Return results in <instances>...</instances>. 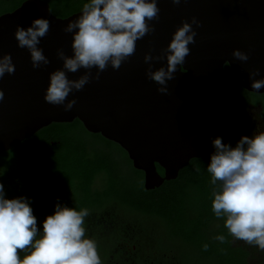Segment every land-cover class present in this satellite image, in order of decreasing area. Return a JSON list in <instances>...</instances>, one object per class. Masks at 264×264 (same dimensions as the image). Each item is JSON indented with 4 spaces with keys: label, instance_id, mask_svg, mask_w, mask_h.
Masks as SVG:
<instances>
[{
    "label": "water",
    "instance_id": "95a60500",
    "mask_svg": "<svg viewBox=\"0 0 264 264\" xmlns=\"http://www.w3.org/2000/svg\"><path fill=\"white\" fill-rule=\"evenodd\" d=\"M158 21H151L155 32L137 41L136 54L119 70L110 65L81 91L70 93L77 102L70 111L44 100L49 74L62 68L57 50L72 55V33L66 25L78 18L55 16L43 0H27L14 12L0 16V54H11L15 73L0 80L4 99L0 102V151L11 152L52 124L80 121L92 134L119 145L136 170L145 175V189L161 188L175 181L191 162L207 155L211 130L201 104L211 106L221 94L228 66L238 84L247 92L264 95L251 88L249 72L259 69L254 79H264V0H186L178 5L159 0ZM196 17L197 35L190 44V55L177 66L175 78L167 82L168 93L157 91L160 85L146 77L148 64L144 54L160 55L172 34L183 21ZM35 18L50 21L48 35L39 48L50 60L47 66L32 67L30 52L19 48L14 33L17 25L27 28ZM248 54L246 62L236 60L232 52ZM226 61L229 63L226 65ZM166 67V58L154 61L152 70ZM93 74L96 69L91 70ZM85 69L68 73L77 79ZM67 103V101H65ZM163 169L164 175L158 171Z\"/></svg>",
    "mask_w": 264,
    "mask_h": 264
},
{
    "label": "clouds",
    "instance_id": "9594fccd",
    "mask_svg": "<svg viewBox=\"0 0 264 264\" xmlns=\"http://www.w3.org/2000/svg\"><path fill=\"white\" fill-rule=\"evenodd\" d=\"M158 2L89 0L84 3L78 18L63 29L65 33H72V55H66L63 49L57 50L63 66L49 74L44 100L70 111L77 102L68 100L70 93L83 90L93 80L98 81L109 65L119 70L136 54L137 41L155 32L150 22L159 19ZM170 2L178 5L182 0ZM193 25L201 27L196 17H192L191 23L183 21L160 55L144 54V63L148 64L146 77L161 86L157 89L161 94L168 93L167 82L175 78L177 66H182L190 55L189 45L195 44L197 35ZM50 28V21L45 18L33 19L27 28L16 27L14 36L18 47L28 49L34 69L50 64L38 47ZM232 56L242 62L249 59L239 49L233 50ZM165 58L166 67L153 71V62ZM80 69H85L84 74L69 79L68 73L74 74ZM15 70L11 54H0V80ZM258 75L259 69L249 72L255 92L264 87V79H254ZM3 99L0 88V102ZM212 143L215 152L207 166L211 176L212 211L217 218L224 219L229 236L264 251V131L252 137L242 136L235 147L224 144L219 137ZM89 215L87 208L78 211L58 203L54 213L45 217L41 231L28 200L25 197L6 199L0 182V264H102L97 242L86 235L85 218ZM214 239L227 243V237L222 234ZM203 248L207 251L208 245L204 244ZM20 253L25 255L21 257Z\"/></svg>",
    "mask_w": 264,
    "mask_h": 264
},
{
    "label": "trees",
    "instance_id": "16d2710c",
    "mask_svg": "<svg viewBox=\"0 0 264 264\" xmlns=\"http://www.w3.org/2000/svg\"><path fill=\"white\" fill-rule=\"evenodd\" d=\"M25 1L0 0V15L14 12ZM44 1L51 5L55 16L63 19L81 12L83 4L89 2ZM225 71L226 77L219 97L211 106L201 104L210 123L209 152L205 157L193 160L189 167L181 171L177 180L166 182L158 190L147 191L144 173L134 168L128 154L100 134L89 133L77 120L71 124H52L13 151H0V168L8 170L4 180L0 181L4 194H13L20 189L26 192V180L17 179L16 172L23 163L28 162L23 167L32 165L29 171L36 170L39 176H44L45 199L31 203L41 231L45 217L54 213L58 203L78 211L89 209L85 227L96 215L117 207L120 213L135 220L141 219L145 226L162 230L170 245L177 242L185 246L190 251L189 256L182 255L186 258L185 264H247L246 256L238 263L237 256L232 250H227L226 243L214 239L223 233L215 232L213 237H208L201 230L187 228L184 222L185 216L194 212L195 215H207L209 222L222 223L223 218H217L212 211V185L207 166L215 152L212 141L217 137L223 139L221 121L227 98L230 95L245 96L249 103L264 108V95L248 93L238 84L228 66ZM122 170L128 173L127 178L122 176ZM158 171L164 174L160 167ZM98 180L103 182L101 186L97 184ZM94 236L99 238L97 241L104 238L100 233H94ZM104 241H108L107 238ZM204 244L208 245L207 251L203 248ZM20 255L23 257L25 253Z\"/></svg>",
    "mask_w": 264,
    "mask_h": 264
},
{
    "label": "flooded vegetation",
    "instance_id": "af4514ba",
    "mask_svg": "<svg viewBox=\"0 0 264 264\" xmlns=\"http://www.w3.org/2000/svg\"><path fill=\"white\" fill-rule=\"evenodd\" d=\"M7 13L11 12H5L4 14ZM236 99H239L242 103L243 113L251 111L258 113H255L256 115L245 114L243 117L236 115L237 111L230 114L228 111L231 102L229 103L227 111L225 110L226 112L222 115L221 127L227 145L232 147H234V144L232 143L233 137L230 133L232 127L230 126H239V132L241 131L249 137H252L256 132L264 131V108L261 105L249 103L245 96H237ZM226 118L227 120H225ZM228 120L231 121V124ZM240 136L242 137V135ZM119 213L117 207L102 212L93 217L92 221L86 226L87 237L97 242L98 254L101 257L102 264H185L186 258L179 256L175 248H167V245L159 238V229L154 226L147 227L141 219L135 220L131 216L127 217L122 213L119 215ZM194 215L195 213L192 212L189 216H185L184 222H186L187 228L201 230L200 232L208 237H213L215 232L223 233L227 237V250H232L234 255L237 256L238 263L246 256L247 264H261V259L258 256L259 248L229 236L228 230L224 227V219L222 223L215 222V225H220V227H216L217 231H215V225H213V222H209L207 215L202 213ZM188 220L191 221L188 222ZM154 228H156V232H154ZM94 233H100L108 241H104V238L102 241H97L99 238L94 236Z\"/></svg>",
    "mask_w": 264,
    "mask_h": 264
},
{
    "label": "rangeland",
    "instance_id": "374dc122",
    "mask_svg": "<svg viewBox=\"0 0 264 264\" xmlns=\"http://www.w3.org/2000/svg\"><path fill=\"white\" fill-rule=\"evenodd\" d=\"M233 97L235 99L232 98L231 95L227 98L226 103L224 105L223 113L227 111L230 102H231L230 103V109L228 111V113H230V114H234L232 112L233 111L234 112L237 111L235 114L236 115L238 114L240 117H243L245 114L246 115L247 114L256 115L255 113H258V112H253V111L248 112V113H243V111H242V109H243L242 108V103L240 102L239 99H236L237 96H233ZM225 120H227V118ZM228 122H229V124H231V121L228 120ZM237 123H238V120H237ZM230 127L233 128V130L231 128L230 133H231V135L233 137L232 143L234 144V147H235L237 142L241 139L240 135L246 136V134L241 133V131L239 132L240 128L237 125H232ZM222 133H223L222 142L224 144H227L226 138H224L223 129H222ZM26 164H28V162L23 163L22 168L19 169L18 172H16V178L17 179L26 180V183H25V184H27V189L25 190L26 192H23L22 189H20L21 191L15 192L13 194H8V195L6 194L5 198L6 199H14V198L25 197L28 200V202L30 203V206H31V203H35L34 201H41L42 202L43 199H45L43 193L46 191V188H45V185H43L44 182H42L43 181L42 177H44V176H42V177L39 176V174L37 173L36 170L29 171L28 169H32L31 168L32 165H29L30 167L27 166V168L23 167V166H26ZM7 173H8V170L0 168V181L4 180V177L7 175ZM121 174H122V176L124 178H127V176H128V173L126 171H124V170H122ZM209 181H210V179H209ZM97 183H98L99 186H101L103 184V182L101 180H98ZM126 216L129 217L128 215H126ZM213 225H215V223H213ZM216 227H220V225L217 224V225L214 226V230L215 231H217ZM154 232H156V228H154ZM158 234H159V238L162 240V242L164 244L167 245V247H172V248H175L177 250L179 256H182V255L187 256L188 254H190V251L185 246H182V244L174 242L173 244L171 243V245H170L169 241L167 240L166 234H164V232L162 230H159ZM258 256L261 259V264H264V251L259 249ZM185 263H186V261H185Z\"/></svg>",
    "mask_w": 264,
    "mask_h": 264
}]
</instances>
